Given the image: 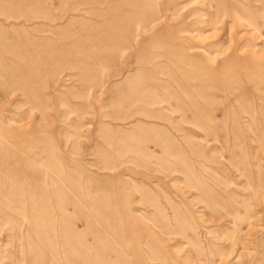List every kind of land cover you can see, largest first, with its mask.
Instances as JSON below:
<instances>
[{
	"label": "rangeland",
	"instance_id": "rangeland-1",
	"mask_svg": "<svg viewBox=\"0 0 264 264\" xmlns=\"http://www.w3.org/2000/svg\"><path fill=\"white\" fill-rule=\"evenodd\" d=\"M0 264H264V0H0Z\"/></svg>",
	"mask_w": 264,
	"mask_h": 264
}]
</instances>
